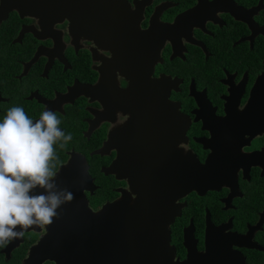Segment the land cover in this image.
<instances>
[{"label": "flooded vegetation", "instance_id": "obj_1", "mask_svg": "<svg viewBox=\"0 0 264 264\" xmlns=\"http://www.w3.org/2000/svg\"><path fill=\"white\" fill-rule=\"evenodd\" d=\"M59 175L101 215L100 264H121L126 196L134 264H264V0H0V218L22 225L0 264L53 216L87 223L31 196Z\"/></svg>", "mask_w": 264, "mask_h": 264}, {"label": "water", "instance_id": "obj_2", "mask_svg": "<svg viewBox=\"0 0 264 264\" xmlns=\"http://www.w3.org/2000/svg\"><path fill=\"white\" fill-rule=\"evenodd\" d=\"M123 8L125 10L126 4L123 1ZM130 93L134 92V79L131 80ZM128 137V136H127ZM132 138V137H128ZM134 139V137H133ZM134 147H127V153L121 159L126 168V173L130 179L131 187H134L133 172L134 169ZM197 158V157H196ZM210 161L201 166V164L191 158L187 160V177L185 179V189L190 190L198 186V170L207 168ZM132 175V177H131ZM63 178L59 175L54 180L50 181L45 191L33 194L38 198L39 205L42 209L48 212H53L58 209L61 213V208L67 210L75 203L74 208L76 216L80 217L86 214L87 223L83 224L75 218L74 223H62L61 217L53 218L48 222L47 235L32 248L29 257L25 264H42L46 259H53L58 264H100V258L93 260L94 257H99L100 244L104 242L102 236L105 234L103 227L100 225L101 215L99 212L90 210L86 202L81 203L84 199L82 194V187L79 182L72 183L68 188L58 191L56 188L62 186ZM176 185H183V181H177ZM1 195V194H0ZM134 203L130 197H125L117 202V210L121 216L122 224L119 225L121 233L117 237L120 252L117 256L121 264H134ZM6 205L11 206L5 202ZM18 212L19 210H13ZM85 211V214H83ZM80 213V216L78 214ZM15 219V220H14ZM67 222V221H66ZM65 224V225H64ZM37 228V226H34ZM110 230V228H108ZM22 225L19 223V217H10L7 219L0 218V234L12 233L21 234ZM90 235V238L87 236ZM14 243H10L13 245ZM73 252V253H72ZM107 256V262L109 261Z\"/></svg>", "mask_w": 264, "mask_h": 264}]
</instances>
